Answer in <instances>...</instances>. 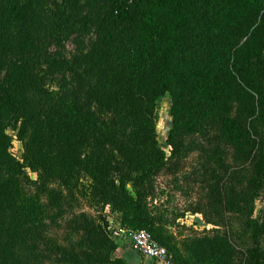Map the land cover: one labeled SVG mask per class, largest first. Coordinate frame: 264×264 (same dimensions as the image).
Here are the masks:
<instances>
[{"label": "trees", "instance_id": "1", "mask_svg": "<svg viewBox=\"0 0 264 264\" xmlns=\"http://www.w3.org/2000/svg\"><path fill=\"white\" fill-rule=\"evenodd\" d=\"M260 1L0 0V264H133L81 198L148 230L176 264H191L170 232L187 212L208 224L188 227L189 256L264 264Z\"/></svg>", "mask_w": 264, "mask_h": 264}, {"label": "rangeland", "instance_id": "2", "mask_svg": "<svg viewBox=\"0 0 264 264\" xmlns=\"http://www.w3.org/2000/svg\"><path fill=\"white\" fill-rule=\"evenodd\" d=\"M264 10V0H261L259 3V11L260 13ZM255 19L253 20V22ZM257 21V19H256ZM252 24L245 28L240 33L235 34V42L236 46L239 47L242 42L245 40L249 30L251 29ZM248 31L245 33L246 29ZM89 34V32H86ZM64 51L67 54H71L76 51V41L74 39L68 40L65 42ZM262 56L264 59V50L262 52ZM170 104H171V93L169 91L165 92L161 95L157 100V116H156V132H157V139L161 147L164 148L166 152H168V146L166 143V136L168 128L171 124V115H170ZM6 132L11 135V145L10 150L11 152L18 158L21 159L22 155V142L16 138V131L10 127V125L6 126ZM32 177H35L34 172H30ZM56 186V184H54ZM80 205L82 207L92 213H102L105 215V223L106 228L110 231V234L113 238L117 239V233H115V229L119 224V214L115 211H111L108 206H103L101 203L91 202L87 199L81 198L79 200ZM253 215L256 217L260 227L264 229V188L260 190L258 196L255 198V205H254V212ZM180 224H185V227L179 225L178 227H171L170 232L172 230V234L174 235L173 241L177 243L180 248V251L184 258L189 260L191 264H203L195 260L193 257L189 256L188 252L183 248L182 240L185 237V234H189L188 227L193 226L195 228L201 229L204 226H207L203 219L201 218L200 214L197 213H189L187 212L183 217L178 219ZM172 256V264H176V256L172 251H169ZM115 255L123 256L129 263L133 264H153L152 261L147 260L141 252L135 249L130 243L124 241L119 242L117 248L114 251Z\"/></svg>", "mask_w": 264, "mask_h": 264}, {"label": "built area", "instance_id": "3", "mask_svg": "<svg viewBox=\"0 0 264 264\" xmlns=\"http://www.w3.org/2000/svg\"><path fill=\"white\" fill-rule=\"evenodd\" d=\"M119 242H128L142 254L150 257L153 264H172V256L167 248L154 239L145 228L131 229L121 222L115 229Z\"/></svg>", "mask_w": 264, "mask_h": 264}, {"label": "crops", "instance_id": "4", "mask_svg": "<svg viewBox=\"0 0 264 264\" xmlns=\"http://www.w3.org/2000/svg\"><path fill=\"white\" fill-rule=\"evenodd\" d=\"M119 222H121L120 220H119ZM147 260H149V261H152V259L150 258V257H148V256H144ZM153 262V261H152Z\"/></svg>", "mask_w": 264, "mask_h": 264}]
</instances>
